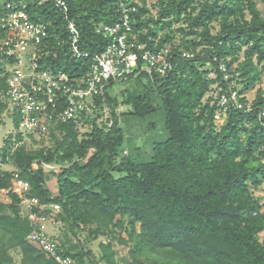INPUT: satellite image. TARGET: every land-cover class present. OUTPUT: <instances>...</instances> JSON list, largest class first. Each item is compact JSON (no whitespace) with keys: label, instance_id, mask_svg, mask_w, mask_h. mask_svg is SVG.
<instances>
[{"label":"trees","instance_id":"obj_1","mask_svg":"<svg viewBox=\"0 0 264 264\" xmlns=\"http://www.w3.org/2000/svg\"><path fill=\"white\" fill-rule=\"evenodd\" d=\"M6 1L0 0V17L9 10ZM22 2L52 39L41 68L75 79L86 74L90 58L70 55L66 19L79 31V50L94 54L107 43L96 26L118 18L116 0H65L66 13L52 0ZM130 24L150 47L176 37L193 56L177 58L163 75L108 80L91 114L51 126L49 145L33 146L44 142L34 134L30 147L19 133L3 139L0 189L10 202L0 201V264H15L13 249L21 264H58L27 241L40 228L20 213L21 198L11 191L14 172L28 182L25 195L37 199L38 215L49 217L59 206L52 220L66 229L55 236L58 250L75 264H264V203L255 195L264 183V125L257 109L229 103L216 130L211 94L214 85L223 92L233 81L246 101L262 79L264 16L257 0H139ZM219 62L234 66L238 76L225 79ZM3 71L0 61V125L8 108ZM123 82L129 83L112 89ZM252 102L264 107V89L257 88ZM20 118L11 113L14 130ZM142 135L146 140L138 142ZM69 234L75 242L65 240ZM100 236L106 240L95 256L84 243ZM114 241L128 247L125 258L117 257Z\"/></svg>","mask_w":264,"mask_h":264},{"label":"built area","instance_id":"obj_2","mask_svg":"<svg viewBox=\"0 0 264 264\" xmlns=\"http://www.w3.org/2000/svg\"><path fill=\"white\" fill-rule=\"evenodd\" d=\"M52 2L66 13L65 0ZM137 3L139 0H116L117 20L96 26L95 31L107 39L106 46L99 53L90 54L79 50V31L72 21L66 19L68 40L65 43L70 55L75 58H90L86 74L75 79L61 70L41 68L39 60L51 52L52 39L47 25L30 19L22 0H18V3L6 1L9 10L0 17V61L3 62V73L7 77L5 98L11 105V112L18 113L21 117L15 132L24 136V141L30 140L31 134L37 137L44 135V142L36 146L49 145L48 133L51 126L76 119L83 111L91 114L95 108L94 96L102 92L108 80L125 79L140 73L163 75L176 65L177 58L193 56L192 52L179 46L176 37L152 47L146 41L138 40L130 24V13L135 11ZM218 68L225 79L233 73L235 76L239 74L224 62H219ZM234 85L231 81L223 92L215 85L211 91L213 103L218 109L214 118H218L219 113L224 116L221 110L232 103L244 112L257 109V119L264 125V107H254L252 100L248 98L242 101L243 96ZM46 166L50 169L59 168L55 164ZM28 189V182L14 172L11 191L21 198L22 210L28 212L26 216L40 228L29 233L27 241L35 243L58 264H75L70 257L59 253L57 238L44 230L45 217L33 211L38 201L35 197L25 195ZM58 207L53 205L55 211ZM39 220L41 221L37 222Z\"/></svg>","mask_w":264,"mask_h":264},{"label":"rangeland","instance_id":"obj_3","mask_svg":"<svg viewBox=\"0 0 264 264\" xmlns=\"http://www.w3.org/2000/svg\"><path fill=\"white\" fill-rule=\"evenodd\" d=\"M257 8L260 10V13L262 16H264V1L263 0H257ZM214 28L217 27V24L214 23ZM212 28V26H210ZM242 59V56L241 58ZM234 68V66H233ZM129 82H123V83H116L112 89H116V88H119L120 86H122L123 84L125 85H128ZM215 87V85H214ZM213 87V88H214ZM257 88H260V89H264V73L262 74V79L257 82L250 91H248V100H252V98L254 97V93L255 91L257 90ZM11 105L8 103V108L7 110L3 113V117H2V120H3V123L0 125V145L3 144V139L9 135V134H15V130L13 129L12 127V123H11V119H10V116H11ZM224 120V116L221 115L219 113V117L215 119L214 123H215V128L216 130L219 129L220 125L222 124ZM87 127L89 125H86ZM87 127H84L81 129V132H84L86 131L88 128ZM39 137L35 136L37 138V141H39L41 138H44L46 139V137L44 135H38ZM40 138V139H39ZM39 139V140H38ZM138 142H143L146 140V136L145 135H142L141 137H139L138 139ZM27 145V147H30L31 146V142L30 140H25L24 141ZM37 145V144H36ZM35 144L33 146H36ZM43 145H41L40 147H42ZM7 168L8 170H13V167L11 165H4L3 168ZM54 183V180L53 178L50 177V181H48V185L49 187H51L52 189V192L54 193L56 191V185L53 184ZM255 195L257 196H260L262 198V203H264V183L259 187V189L255 190ZM0 201L1 202H4V203H8L10 202V199L8 198V195H7V191L6 190H1L0 189ZM53 207V206H52ZM59 209V207H58ZM21 215L24 217L26 216V214H28L27 211H24L22 210V207H21V211H20ZM55 214V211H52L51 214H50V218L49 217H46L45 218V221H44V230L46 231V233H48L49 235L51 234L52 236H56V237H60L61 236V233L64 231V228L62 226V223H56L54 222V220H52L53 216ZM35 221V220H34ZM41 220L37 221V222H40ZM36 222V221H35ZM261 237H264V233H261L260 234ZM80 237L81 239H84L86 238V230L83 231L81 234H80ZM67 240L68 242H75L74 241V238L69 234L68 237L65 239ZM106 238L105 237H102L100 236L98 239L94 240V241H91V240H88V241H85L84 243V246L87 248V250H90L95 256H99V246H98V243L100 241H105ZM113 244H115V248L117 249V252H118V255L117 257L118 258H125L127 256V251H128V247L127 246H124V245H121V244H118L117 242H113ZM13 258H14V263L15 264H21L20 263V253L18 252V250L16 249H13L10 251ZM119 264H121V262H119Z\"/></svg>","mask_w":264,"mask_h":264},{"label":"clouds","instance_id":"obj_4","mask_svg":"<svg viewBox=\"0 0 264 264\" xmlns=\"http://www.w3.org/2000/svg\"><path fill=\"white\" fill-rule=\"evenodd\" d=\"M4 166V165H3ZM4 169H6V170H8L6 167L4 168ZM48 234V233H47ZM51 235V234H50ZM58 240V239H57Z\"/></svg>","mask_w":264,"mask_h":264}]
</instances>
